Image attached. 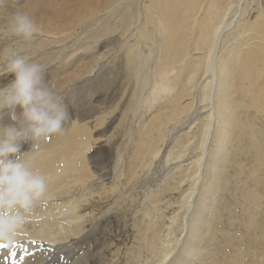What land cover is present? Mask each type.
<instances>
[{
    "label": "rangeland",
    "instance_id": "rangeland-1",
    "mask_svg": "<svg viewBox=\"0 0 264 264\" xmlns=\"http://www.w3.org/2000/svg\"><path fill=\"white\" fill-rule=\"evenodd\" d=\"M75 1L79 2L78 5L88 8L81 13L72 15L65 22L60 21L52 24L51 27H56L55 31L58 32L57 37H60L65 32L70 18L82 17L87 12H93L96 9L97 0L46 1L49 6L46 9H51L41 18L50 22V16L56 6L69 7L75 5ZM245 3H248V5L246 6ZM43 9L44 7L38 9V14ZM242 10H245V12ZM259 10L260 5L257 4L256 0H238L236 15L230 18L227 25L222 29L213 49L211 62L214 76L209 90L210 106L205 108L203 106L206 102L201 101V94H198L197 91L198 86L202 87L206 81L201 71L195 75L194 82L188 84L190 88L187 96L182 99L178 98L180 85L177 84L173 87L172 92L162 96V98L171 96L175 103L168 106H158L161 99L154 101L153 94L147 87L148 85L141 88L138 82V75L127 72L126 56L130 50L127 51V48H123L122 44L131 42L130 44L135 50V37L128 39L123 37L111 43L108 48L113 46L114 49L110 50L109 55L112 54L115 57L109 64L99 68L98 72H96L97 65L93 62L94 55L85 53L72 70L79 71L84 79L87 80V83L82 84L74 92L70 91L66 95V103H68L71 113V120L65 125L63 134L54 135L49 140L42 141L38 151V153L46 154L50 159L58 157L57 162H60L59 160L65 157L64 162L71 165L83 162L84 154L89 157L87 165L92 171L84 170L85 177H83L80 184L72 182L69 184L71 187L65 185L72 181L74 173L60 177L64 179L59 185H65L61 196L70 197L78 190L84 192L80 198H75L79 202L82 199L80 206L76 208L78 214L75 216L72 214L71 201L73 199L65 200L60 196H53L47 199L46 206H37L36 215L28 225L39 226V224L45 223L55 233L64 232V229L74 230L79 225V227L83 228L81 234L79 236H70L61 243L65 245L74 244L72 249L77 251V254L71 263L85 262L87 258H90L92 263L98 264L100 258L111 260L113 257L114 260L118 261V264H123L131 256L130 251H132V248L136 249L139 245L141 233L145 229V224L141 219L145 215L146 222L148 220L154 222V232H161L159 245H161L162 237L163 240H170L169 246L173 245L176 240V248L171 249L155 264H168L169 261V264H180L184 257H187L185 264H208L210 259L206 257V251L214 248L216 243L209 240L207 236L208 226L207 229L201 226L200 231L194 234L189 233L194 218L193 212L198 210L202 196L208 190H211L206 193L209 203L205 207V219L208 223L214 222L212 207H218L220 199H222V202L226 200L227 207L230 204L228 209H231L225 208V210H222L225 215L222 213L220 216L223 234L227 235L229 244H236V239L237 243L241 241L242 238L240 239V237L242 235L244 237L246 232L247 217L245 218L244 211L241 210L240 193L235 194L234 192L235 178L238 177L241 182H246L248 189L255 186L260 196H262L260 216L257 218L259 225L257 224V226H264V158L262 165L258 166L257 171L250 179L245 181V175L239 172L241 168L244 172L251 173L250 170L255 166L254 154L251 149L252 139L240 126L241 124H244V126L250 125L256 134L264 133V113L258 112L255 114L254 107L245 104L244 95H233L231 104L234 109V115L232 114L233 116L230 118L232 122L229 127L226 126L227 130L225 132L221 129L220 124H226L229 118L221 117L216 112L217 109H221L227 104L216 101V98L222 92V90L217 92L218 86H225L227 83L225 77L218 79L220 65L223 62H227L226 60L223 61V57L224 55L230 57V51L233 52L232 55L237 52L240 53L251 42L256 40L245 39L248 35L247 33H249V30L245 31V29H248V23L253 22L257 18ZM12 11L14 10L8 9L3 16H0V26H3L6 16ZM104 17L105 15L100 13L98 18L85 20L77 32L65 41V44L71 47V44L73 46L79 37L84 38L86 34L92 36V32ZM241 20L244 21L242 22ZM119 25L121 30L124 24ZM235 32H238L239 35L236 34L237 37L236 39L233 38V40L231 36ZM240 32L242 33L241 36ZM80 40L84 41L86 39ZM193 41L194 39L190 41V46H192ZM4 47L5 43L1 40L0 50ZM60 47L61 43H54L47 47V53L52 56V59L58 56ZM129 48L130 46H128ZM262 50L264 53V46H262ZM133 51L131 50L129 53ZM37 54L31 55V59L38 61L40 58L37 57ZM202 55V52H192L190 49L189 56L185 60L198 59ZM156 56V52H154L145 62L144 60L142 61L143 71L141 74L153 72L157 67ZM105 61L106 58L101 61L98 60L100 64L105 63ZM51 63L54 65L55 60H52ZM93 68L94 72L91 74V69ZM175 68L178 67L176 66ZM222 73H225V70H222ZM90 74L91 76H89ZM2 78H8L10 81L11 76L7 75ZM195 83H198L197 88L194 86ZM244 85H246L245 82ZM149 98L152 100L149 101ZM77 100L79 103L75 104ZM139 101L142 102L140 107H138ZM244 105L247 106L244 107ZM135 108L137 109L135 110ZM165 108L173 109L172 113L169 111L164 113L163 110ZM182 110L185 113L176 116ZM153 116H156V118L151 119ZM187 116L193 117L182 124L180 121ZM234 119L235 122H233ZM174 123H177L176 130L169 137H164L169 130L168 127ZM204 123H208L209 127L206 130L202 158L198 163L197 176L195 177L196 161L200 152L198 148H192V146L196 142L197 137L201 136ZM235 127H239V135L231 131ZM181 144L182 147H180ZM76 146L80 148V158L79 155L76 158L72 157V154L76 153ZM30 147V143L28 147L23 145V150L27 151ZM156 149L160 152L157 158L158 163L153 167L156 170L149 172L146 168H143V164L152 158L150 153ZM171 152L172 154L179 152L182 157L173 161L171 166H168L164 164V161ZM214 161H217L218 171L210 168ZM139 163H141V169L137 168ZM94 164L95 168L105 166V171H100L105 174L100 175V172H95ZM55 167L57 171L65 168L57 164H55ZM37 168L38 170L41 169ZM170 170H173V175H170V177L165 176ZM215 172H219V174L215 176ZM178 178L180 179L179 181L177 180ZM165 180H167L169 186L168 189H165V192H161ZM193 180H195L194 185L189 187L188 185ZM90 181L91 183L89 184ZM171 184H174L172 188ZM204 184L205 187H203ZM89 185L91 189L87 188ZM62 189L54 191L53 194H58ZM188 192H193V194L189 202L187 200L184 203L183 197ZM147 193H149L150 200L145 203L143 198ZM155 197L157 200L154 205H156L157 209L153 211L151 200ZM214 197L216 200L215 202L213 200L212 203ZM184 206H188L185 212H183L182 208ZM55 209L56 212L54 211ZM150 211L152 212L150 213ZM90 215H93L94 219L98 221L90 220L86 221L85 224H79ZM170 217L174 219L173 224H170L171 220L168 219ZM72 219L76 220L75 224ZM240 219H242L241 222ZM236 226L238 229L234 228ZM172 228L175 230L174 233H171ZM175 228L178 229L176 230ZM242 229H244V232ZM221 232H217L216 235L218 236L215 238L219 242L218 245L226 249L224 248L226 244H223L226 242L222 239L223 235H221ZM262 233V229H259L257 242L263 243ZM81 236L85 238L79 241L78 239ZM196 236L200 238L198 245L196 244ZM28 239L44 243L47 241L60 243L49 236L46 240ZM192 239L195 240L193 245H191ZM228 249H231V245H228ZM179 253L180 257L176 259ZM1 254L3 255L1 256L2 259H4L6 254ZM147 255L146 249L143 250L142 256ZM217 263L221 264L222 261L218 260Z\"/></svg>",
    "mask_w": 264,
    "mask_h": 264
},
{
    "label": "bare ground",
    "instance_id": "bare-ground-1",
    "mask_svg": "<svg viewBox=\"0 0 264 264\" xmlns=\"http://www.w3.org/2000/svg\"><path fill=\"white\" fill-rule=\"evenodd\" d=\"M46 1L47 0H14L11 7L0 11V16H3L8 9L24 12L35 21L39 29L38 35H36L31 43L19 42L13 37L0 39V42L1 40L4 41V48L9 46L14 47L20 51L21 55L28 56L30 59L32 58L31 55L38 53L37 57L40 59L37 62L47 67L46 83H49L50 86L53 84L56 89L60 90L65 95V97L68 92H74L77 87L87 83V80L84 79L83 75L79 71L72 70L74 65L82 59V56H84L85 53H88V55H94L93 62L96 63V72H98L99 68H102L103 65L109 64L115 57V55H109L110 50L114 49L113 46L108 48L111 43L123 37L127 39L135 37V50L132 48L130 44L131 42H124L122 44V47L127 48V51L134 50L131 53H129V51L126 56L127 72L138 75V82L141 88L148 85L147 87L152 92L154 101L161 99L158 106H168L175 103V100L171 96L163 98L162 96L167 95L168 92H172L173 87L177 84L180 85V95L178 98L182 99L187 96V92L190 88L188 87V84L194 82L195 75L199 71H201L203 77L205 76L206 81L202 87L198 86L197 88L198 83H195L194 86L197 88L198 94H201V101L206 102L203 107L205 108L210 106L209 90L214 76L213 65L211 62L213 49L216 46L217 39L219 38L222 29L227 25L228 20L236 15L238 0H97L96 9L93 12H87L82 17H74L68 20V27L60 36L61 38L56 36L58 32L55 31L56 27H51L52 24L60 21L65 22L72 15L81 13L88 7L78 5V1H75V5H71L69 7L58 5L53 9L52 15L50 16V22L41 18L51 9H46V7H49ZM256 2L260 5L259 14L253 22L247 24L248 29H245V31L249 30L245 39L256 40L251 42L240 53L237 52L235 55H232L233 52L230 51V57L224 55L223 61L226 60L227 62H223L219 67L218 79L225 77L227 83L225 86H218L217 92H220L221 90L222 92L219 97L216 98V101L218 103L224 102L227 104L221 109H217L216 112L221 117L229 118L226 124H220L221 129L225 132L227 130L226 126L229 127L232 122L230 118L234 115V109L231 104V98L233 95H244L246 103L242 98L240 99H242L243 103L253 106L255 114L258 112L264 113V53L262 50V46H264V0H256ZM245 4L246 6L248 5V3ZM41 7H44V9L40 14H38L37 10ZM243 12H245V10ZM100 13L104 14L105 17L99 25L96 26L92 32V36L86 34L84 38L79 37L76 39V43L73 46L71 44V47H68L67 44H65V41L77 32L85 20L98 18ZM4 24L5 21L3 22V26ZM119 24H124V27L121 30L119 29ZM243 25H245V23H243ZM241 32L240 36L242 34ZM236 34L239 35L238 32H235V34L231 36L232 39H236ZM80 39L86 40L82 41ZM193 39V44L190 46L189 43ZM54 43H61V47L58 56H55L52 59V56L47 53V47ZM128 46H130L129 49ZM190 49L192 52H202L203 55L198 59L185 60L189 56ZM154 52H156L157 55V67L153 70V72H150V74L148 72L141 74L143 71L142 61L144 60L145 62V60L150 58L151 54ZM103 58H106V61L105 63L103 62L100 64L98 60L101 61ZM51 59L55 60L54 65H52ZM176 66L178 68H175ZM222 70H225V73H222ZM93 72L94 68L91 69V74ZM91 74L89 76H91ZM8 81V78L4 79L0 77V85L6 84ZM244 82L246 85H244ZM148 100L150 101L152 99L149 98ZM75 102V104L79 103L78 100ZM141 103V101L138 102V107H140ZM246 106L247 105H244V107ZM136 109L137 108H135V110ZM172 110L173 109L165 108L163 112L165 113L169 111L172 113ZM17 112H19V109H17ZM183 113L185 112L182 110L178 112L176 116ZM192 117L193 116H187L180 122L183 124L189 121ZM155 118L156 116H153L151 119ZM10 122L11 121L7 115L4 116L3 120H0V123ZM233 122H235V119ZM176 124L177 123H174L172 126L168 127L169 130L164 137H169V135L176 130ZM208 127V123L203 124L201 136L197 137L196 142L192 146V148H198L200 152L196 161L197 169L194 172L195 177L197 176L198 163L202 158L206 130ZM240 128L247 132L252 139L251 149L254 154L255 166L252 170H250L251 173L244 172L241 168L239 171L240 174L245 175L246 181L257 171L258 166L263 163L264 133L256 134L253 127L250 125L244 126V124H241ZM231 131H234L239 135V127H235ZM227 137L229 138V136ZM24 147H28V144L24 145ZM180 147H182V144ZM79 151L80 148H77L76 146V153L72 154V157L76 158L79 155ZM159 155L160 152L158 149L151 152L150 156L152 158L143 164V168H146L149 172L155 171L156 169H153V167L158 163L157 158ZM80 157L81 155H79V158ZM181 157V153L175 152V154H172L171 152L167 155L164 164L171 166L173 161L180 159ZM58 159V157L50 159L46 154L38 153L37 158L34 161V166L36 168H41L40 171L50 177L47 199L53 196H60L65 200L73 199L71 201V208L72 214L75 216L78 214L76 212V208L80 206V202L82 201V199H80L81 201L79 202L75 198H80L81 194L84 192L78 190L70 197H63L61 196V193L64 190L65 185H69L72 182L80 184L83 177H85L84 170L87 169L92 171L87 165L89 157L84 154V161L76 163V165L64 162L65 157L61 158V160H59L60 162H57ZM55 164L65 168H61L57 171ZM93 167L95 172L99 173L100 171H105V166H98L95 168L94 164ZM137 168H142L141 163L137 165ZM210 168L214 171H218L217 161H214L210 165ZM102 172L99 174L104 175L105 173ZM69 173H74L72 181L66 183L64 186L59 185L64 179L60 177H65ZM173 173V170H170L165 174V176L170 177ZM217 174H219V172H215V176H217ZM177 180L179 181L180 179L178 178ZM194 182L195 180H193V182H191L188 186H193ZM90 183L91 181L89 184ZM163 186L164 187L161 192H165L166 188L168 189L169 184L167 180L164 181ZM173 186L174 184H171V188ZM68 187L71 186L69 185ZM203 187H205V184ZM60 188L63 189L58 194H53L54 191L59 190ZM87 188L91 189L90 185ZM234 190L235 194L238 192L240 193L241 210L244 211L245 218L247 217L245 225V231L247 233L245 232L244 237L241 234V241L237 243L236 239V244H229L227 235L223 234L220 216L223 213L222 210H225V208L228 209L230 205L229 204L227 207L225 202L226 200L222 202V199H220L218 207H212V215L215 219L214 222L212 221V223H208L205 219V207H207L209 203V198L206 193L211 190H208L202 196L198 210L193 212L194 218L189 233L194 234L200 231L201 226H204L205 229H207L208 226L207 236L209 240L216 243L214 248L206 251V257L210 259L208 264H215L218 260L222 261L221 264H264V226H257V224L259 225L257 218L260 216L262 196H260V193L255 186L248 189L246 182H241L238 177L235 178ZM148 194L149 193H147V195L143 198L145 203L150 200ZM192 194L193 192H188L184 195V203H186L187 200L189 202ZM156 200V197L151 200L153 211L157 209V207H155L156 205H154ZM213 200L215 202L216 198L214 197V199H212V203ZM182 208L183 212H185L188 206H184ZM54 211L56 212V209ZM151 212L152 211H150V213ZM223 215L225 214L223 213ZM90 216L85 218V220L79 224H85L86 221L90 220H95L96 222L98 221L94 219L93 215L91 217ZM143 217L141 221L145 224V229H143V232L141 233L139 245L136 249L132 248V251H130L131 256L123 264H155V262H159L162 257L170 252L171 249L176 248V240L173 245L169 246L170 240H163V237L161 245H159L161 241V232H154V222L152 220H148L146 222V216L144 215ZM168 219L171 220L170 224H173V217ZM72 220L75 224L76 220ZM241 220L242 219H240V222ZM234 228L238 229L237 226ZM259 229H262L263 231L261 235V237H263V243L257 242ZM82 230L83 228L78 225V227L74 230L64 229L65 233L60 231L55 233L45 223H41L39 226L30 224L25 228L24 234L17 237L14 241L11 243L3 242L7 245V247L0 248V264H94L90 261V258H87L85 262L71 263L77 254V251L72 249L74 244H61L70 236H79ZM242 230L244 232V229ZM219 231H222L221 235H223V238L221 236L220 237L226 242L223 243L226 244V247H224L226 249L221 248L218 245L219 242L217 241V238H215L218 236L216 234L217 232L219 233ZM151 232L152 234H150ZM174 232L175 230L172 228L171 233ZM52 234H54V236L51 237ZM48 236L60 243H53L51 241L44 243L39 242L38 240L32 241L28 239L35 238L39 240H46ZM83 238L85 237L81 236L78 240L80 241ZM199 239V236H196V244ZM194 243L195 240L192 239L191 245ZM228 245H231V249H228ZM258 247H260V249H258ZM145 249L148 252V255L143 257L142 253ZM1 253L6 254L9 259H7L8 257L6 256L2 259L1 256L3 255ZM12 253H15V255H12ZM179 257L180 253L176 259ZM112 259L113 257L111 260H103L100 258L98 264H118L117 260ZM186 261L187 257H184L180 261V264H185Z\"/></svg>",
    "mask_w": 264,
    "mask_h": 264
},
{
    "label": "clouds",
    "instance_id": "clouds-1",
    "mask_svg": "<svg viewBox=\"0 0 264 264\" xmlns=\"http://www.w3.org/2000/svg\"><path fill=\"white\" fill-rule=\"evenodd\" d=\"M14 0H0V11ZM35 21L26 13L12 11L0 26V39L9 37L31 43L38 35ZM47 67L14 47L0 50V242L11 243L25 232L37 206L47 203L50 177L34 166L42 141L61 135L71 120L65 95L46 83ZM19 109V112H17ZM31 144L29 150L23 145Z\"/></svg>",
    "mask_w": 264,
    "mask_h": 264
},
{
    "label": "snow or ice",
    "instance_id": "snow-or-ice-1",
    "mask_svg": "<svg viewBox=\"0 0 264 264\" xmlns=\"http://www.w3.org/2000/svg\"><path fill=\"white\" fill-rule=\"evenodd\" d=\"M7 245H5L3 242H0V248H5ZM12 255H15V253H12Z\"/></svg>",
    "mask_w": 264,
    "mask_h": 264
}]
</instances>
